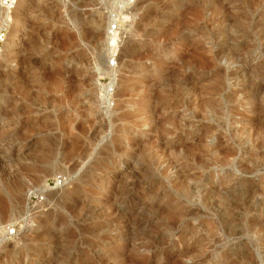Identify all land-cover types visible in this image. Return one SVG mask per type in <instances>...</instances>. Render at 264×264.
Here are the masks:
<instances>
[{
  "label": "rangeland",
  "instance_id": "1",
  "mask_svg": "<svg viewBox=\"0 0 264 264\" xmlns=\"http://www.w3.org/2000/svg\"><path fill=\"white\" fill-rule=\"evenodd\" d=\"M123 5L14 11L0 264H264V0Z\"/></svg>",
  "mask_w": 264,
  "mask_h": 264
},
{
  "label": "built area",
  "instance_id": "2",
  "mask_svg": "<svg viewBox=\"0 0 264 264\" xmlns=\"http://www.w3.org/2000/svg\"><path fill=\"white\" fill-rule=\"evenodd\" d=\"M20 0H0V53H2L4 46L7 42L11 26L14 11L16 10ZM138 0H123V11L116 14L113 18V25L111 26V33L121 32L123 23H127L129 16L125 15L127 10L130 9L137 3ZM111 92V91H108ZM107 92V93H108ZM68 179L64 175H57L54 178L49 179L46 182L45 189L49 192L61 189L67 185ZM29 205L42 204L45 201V192L41 190L31 191L29 195ZM6 238L12 239L17 235L16 228L6 230Z\"/></svg>",
  "mask_w": 264,
  "mask_h": 264
},
{
  "label": "bare ground",
  "instance_id": "3",
  "mask_svg": "<svg viewBox=\"0 0 264 264\" xmlns=\"http://www.w3.org/2000/svg\"><path fill=\"white\" fill-rule=\"evenodd\" d=\"M23 1H24V0H20V1H19V4H21ZM19 4H18V5H19ZM44 10H45V9H44ZM15 11H16V10H15ZM45 12H46V11H45ZM47 13H48V12H47ZM17 18H18V16H17L16 18H14V19L12 18L13 29H15V28L18 26L19 21H18ZM9 34H10V33H9ZM6 45H7V42H6L5 46H4V48L6 47ZM105 63H106V62H105ZM105 63H104V64H105ZM138 125H139V124H138ZM45 185H46V183H45ZM15 192L18 193V194L21 193V192H22L21 187H19V188L17 187V188L15 189Z\"/></svg>",
  "mask_w": 264,
  "mask_h": 264
}]
</instances>
